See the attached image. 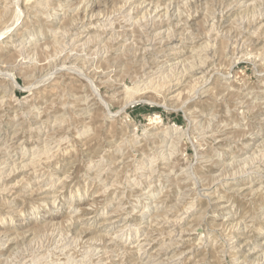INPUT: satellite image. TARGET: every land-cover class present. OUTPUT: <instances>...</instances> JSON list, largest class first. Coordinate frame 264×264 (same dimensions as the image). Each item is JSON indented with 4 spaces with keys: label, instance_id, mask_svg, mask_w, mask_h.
<instances>
[{
    "label": "rangeland",
    "instance_id": "obj_1",
    "mask_svg": "<svg viewBox=\"0 0 264 264\" xmlns=\"http://www.w3.org/2000/svg\"><path fill=\"white\" fill-rule=\"evenodd\" d=\"M0 35V264H264V0H0Z\"/></svg>",
    "mask_w": 264,
    "mask_h": 264
},
{
    "label": "bare ground",
    "instance_id": "obj_2",
    "mask_svg": "<svg viewBox=\"0 0 264 264\" xmlns=\"http://www.w3.org/2000/svg\"><path fill=\"white\" fill-rule=\"evenodd\" d=\"M45 1H46V0H45ZM45 4H46V3H45ZM86 10H87V9H86ZM173 11H174V10H173ZM46 20H47V19H46ZM159 21H160V19H159ZM3 34H4V33H3ZM1 36H2V35H0V38H1ZM208 36H209V35H208ZM208 46H209V45H208ZM168 60H169V59H168ZM209 61H210V60H209ZM145 63H146V62H145ZM188 64H189V63H188ZM179 68H180V67H179ZM186 74H187V73H186ZM47 78H48V77H47ZM47 78H46V79H47ZM153 78H154V77H153ZM202 78H203V77H202ZM149 80H150V79H149ZM12 81H14V80H12ZM14 83H15L17 86H19V84H18L16 81H14ZM92 84H93V83H92ZM150 85H151V84H150ZM136 87H137V86H136ZM142 88H143V87H142ZM136 92H137V91H136ZM127 96H128V95H127ZM160 119H161V117H159V116L156 115V117H155V118H152L151 120H152V121L154 120V121L156 122L157 120H160ZM157 122H158V121H157ZM166 130H167V129H166ZM167 132H168V131H167ZM23 147H24V146H23ZM119 149H120V148H119ZM241 169H242V168H241ZM231 178H232V177H231ZM143 195H144V194H143ZM206 196H207V195H206ZM193 205H195V204H193ZM240 226H241V225H240ZM169 234H170V233H169ZM9 240H10V239H9ZM95 254H96V253H95ZM35 261H36V260H35Z\"/></svg>",
    "mask_w": 264,
    "mask_h": 264
}]
</instances>
